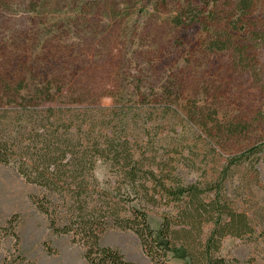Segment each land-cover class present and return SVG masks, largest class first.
I'll return each instance as SVG.
<instances>
[{"label":"rangeland","instance_id":"374dc122","mask_svg":"<svg viewBox=\"0 0 264 264\" xmlns=\"http://www.w3.org/2000/svg\"><path fill=\"white\" fill-rule=\"evenodd\" d=\"M239 1L220 0L217 7L215 0H25L0 6V75L61 77L58 85L71 88L72 102L113 105L121 118L129 112L136 157L155 160L186 183L211 180L230 158L264 144V40L258 34L264 5L254 7V33L232 23L226 47H210L219 30L206 22L211 11L219 7L227 15ZM261 154L258 185L253 172L238 167L225 188L248 210L264 211ZM97 175L106 180L112 173L99 163ZM113 185L123 200L125 184ZM46 193L0 162V264H89L84 247L70 233H55L38 208L36 200ZM127 204L144 206L152 227H159L164 205ZM254 223V235L224 239L221 254L233 264H264V213ZM100 243L136 264H155L133 230L111 227Z\"/></svg>","mask_w":264,"mask_h":264},{"label":"trees","instance_id":"16d2710c","mask_svg":"<svg viewBox=\"0 0 264 264\" xmlns=\"http://www.w3.org/2000/svg\"><path fill=\"white\" fill-rule=\"evenodd\" d=\"M21 1L0 0V6L26 5ZM219 3L215 0L214 5ZM258 5L264 0H240L223 16L219 7L211 11L214 15L206 22L219 28L210 40L211 49L226 47L232 23L254 33L252 15ZM258 34L264 40V29ZM58 81L61 77L47 73L0 75V162L13 165L26 181L46 190L36 203L51 229L72 234L89 264H136L119 248L100 243L111 227L133 230L155 264H233L221 254L224 239L257 233L254 221L264 211L238 206L225 188L238 167L253 172L258 185L264 144L230 158L220 176L186 183L155 160L136 157L129 112L121 118L113 105L72 102L74 92ZM119 121L125 122L123 129L117 127ZM99 163L107 164L110 178H99ZM115 182L125 184L123 200L116 195L121 189ZM126 201L164 205L159 227H152L144 206H126Z\"/></svg>","mask_w":264,"mask_h":264}]
</instances>
